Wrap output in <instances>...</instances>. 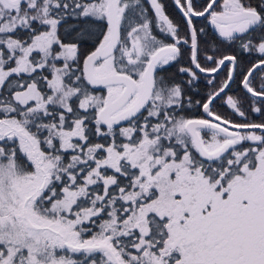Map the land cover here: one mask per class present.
Returning a JSON list of instances; mask_svg holds the SVG:
<instances>
[{"label": "snow or ice", "instance_id": "obj_1", "mask_svg": "<svg viewBox=\"0 0 264 264\" xmlns=\"http://www.w3.org/2000/svg\"><path fill=\"white\" fill-rule=\"evenodd\" d=\"M0 264H264V0H0Z\"/></svg>", "mask_w": 264, "mask_h": 264}, {"label": "flooded vegetation", "instance_id": "obj_2", "mask_svg": "<svg viewBox=\"0 0 264 264\" xmlns=\"http://www.w3.org/2000/svg\"><path fill=\"white\" fill-rule=\"evenodd\" d=\"M164 3H165L166 5H170L171 0H164ZM169 10L171 11V8H170Z\"/></svg>", "mask_w": 264, "mask_h": 264}, {"label": "trees", "instance_id": "obj_3", "mask_svg": "<svg viewBox=\"0 0 264 264\" xmlns=\"http://www.w3.org/2000/svg\"><path fill=\"white\" fill-rule=\"evenodd\" d=\"M170 9V8H169ZM170 11V10H169Z\"/></svg>", "mask_w": 264, "mask_h": 264}]
</instances>
